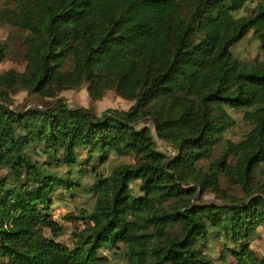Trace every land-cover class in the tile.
<instances>
[{
  "label": "trees",
  "instance_id": "trees-1",
  "mask_svg": "<svg viewBox=\"0 0 264 264\" xmlns=\"http://www.w3.org/2000/svg\"><path fill=\"white\" fill-rule=\"evenodd\" d=\"M0 23L28 33L23 71L0 72V264H111L101 250L120 246L124 264H264L250 246L264 228V0H0ZM250 31L262 58L244 62L233 47ZM82 87L134 103L70 106L61 93ZM230 110L252 124L237 142L225 138ZM111 154L135 161L95 170V204L67 214L78 227L60 242L57 189L83 187L75 172ZM213 234L227 241L218 258Z\"/></svg>",
  "mask_w": 264,
  "mask_h": 264
},
{
  "label": "rangeland",
  "instance_id": "rangeland-1",
  "mask_svg": "<svg viewBox=\"0 0 264 264\" xmlns=\"http://www.w3.org/2000/svg\"><path fill=\"white\" fill-rule=\"evenodd\" d=\"M256 2H249L245 8L237 12V16H250L253 8H255ZM28 33L20 28L5 25L0 23V45L3 46L5 51V57L0 61V72H4L8 69H15L17 71H23L25 64V46L24 40ZM233 52L236 57L244 62H254L262 58V50L260 47V41L257 36L250 31L239 43L233 47ZM72 107L85 106L92 109L97 115H101L103 111L109 108L127 110L133 105V101L124 99L118 96L113 90H109L101 100H93L87 91L86 87L78 89H70L61 93ZM16 103H23L26 98L25 90H18L14 95ZM234 115L236 122L226 132L225 138L231 139L235 142L241 140L245 134L251 130L252 124L244 119V110H230ZM157 147L163 152H170L174 154L173 148L166 142L155 137ZM224 146L222 144L217 147L216 151L210 158L202 162V165L208 166L211 161L219 158L224 152ZM43 158H45L43 156ZM86 158V150H83L81 159ZM135 161L134 156H117L111 154L107 161L101 164L97 157H93L91 163H83V171H76L74 177L81 181L83 187L75 188L72 192H68L66 189H57L54 195V204L52 206L53 217L64 226V232L58 237V240L64 244L71 245L73 242L72 232L78 227L76 223L67 219V214L72 213L78 215L82 209L91 210L96 201V193L93 192L91 186L95 181L97 174L99 173L108 175L112 169L120 166L123 163H133ZM230 161L233 162V158L230 157ZM7 169H0V178L8 176ZM258 184L264 185V173L259 172L257 175ZM10 183V178H8ZM221 183L231 194L235 196L245 198V194L240 187H232L228 183H225V178H221ZM12 184V182L10 183ZM134 188H137L138 183H132ZM202 199L207 202H222V198L215 193H206L202 195ZM80 226V223L78 224ZM82 227V226H81ZM258 235L254 236L250 242L251 248L255 251L258 257L264 256V228L259 227ZM177 231V230H176ZM220 236V237H217ZM209 252L212 253L215 258H218L227 241L221 235L213 234L209 241ZM101 254L108 256L111 264H124L127 262L125 251L122 246L117 248L104 247L101 250ZM228 259H232L228 254Z\"/></svg>",
  "mask_w": 264,
  "mask_h": 264
},
{
  "label": "built area",
  "instance_id": "built-area-1",
  "mask_svg": "<svg viewBox=\"0 0 264 264\" xmlns=\"http://www.w3.org/2000/svg\"><path fill=\"white\" fill-rule=\"evenodd\" d=\"M54 219H56V217H54Z\"/></svg>",
  "mask_w": 264,
  "mask_h": 264
}]
</instances>
